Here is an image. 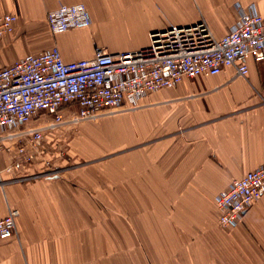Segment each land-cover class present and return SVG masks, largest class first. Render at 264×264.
<instances>
[{"label": "crops", "instance_id": "obj_1", "mask_svg": "<svg viewBox=\"0 0 264 264\" xmlns=\"http://www.w3.org/2000/svg\"><path fill=\"white\" fill-rule=\"evenodd\" d=\"M75 4L90 27L51 34L47 14ZM250 5L264 17V0H0V16L17 18L0 69L52 47L64 62L132 52L201 21L220 39ZM246 64L245 79L231 68L183 79L137 111L59 128L49 137V147L64 144L57 178L18 181L42 164L0 153V219L18 212L0 264H263L264 195L230 230L214 201L264 165V61Z\"/></svg>", "mask_w": 264, "mask_h": 264}, {"label": "built area", "instance_id": "obj_2", "mask_svg": "<svg viewBox=\"0 0 264 264\" xmlns=\"http://www.w3.org/2000/svg\"><path fill=\"white\" fill-rule=\"evenodd\" d=\"M16 23L14 15L0 16V41ZM46 24L58 34L89 28L91 18L84 4L62 5L47 14ZM249 58L264 61V17L253 5L238 7L237 20L220 39L201 21L151 34L146 48L132 52L112 55L97 49L92 59L73 62H64L56 47L28 55L0 69V153L23 165L42 164V172L18 181L57 178L65 152L60 144L49 147L47 134L137 111L151 93L174 88L183 79L216 76L226 68L245 79ZM263 195L264 165L216 195L218 226L236 228ZM17 217L10 209L0 219V240L16 237Z\"/></svg>", "mask_w": 264, "mask_h": 264}, {"label": "rangeland", "instance_id": "obj_3", "mask_svg": "<svg viewBox=\"0 0 264 264\" xmlns=\"http://www.w3.org/2000/svg\"><path fill=\"white\" fill-rule=\"evenodd\" d=\"M56 133H57V132H55L54 134H56ZM50 136H53V133H49V134L46 135V140H47V141H50V139H49ZM62 140H63V139H62ZM52 141H53V139H51V142H52ZM60 146L63 147L64 144H61V143H60ZM63 164H64V163H63ZM63 164H62V165H63ZM69 164H71V163L69 162Z\"/></svg>", "mask_w": 264, "mask_h": 264}]
</instances>
